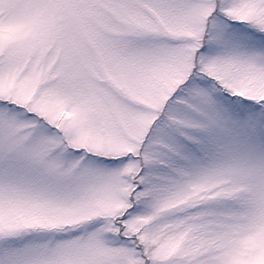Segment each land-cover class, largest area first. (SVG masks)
Segmentation results:
<instances>
[{
    "label": "rangeland",
    "instance_id": "1",
    "mask_svg": "<svg viewBox=\"0 0 264 264\" xmlns=\"http://www.w3.org/2000/svg\"><path fill=\"white\" fill-rule=\"evenodd\" d=\"M0 264H264V0H0Z\"/></svg>",
    "mask_w": 264,
    "mask_h": 264
}]
</instances>
